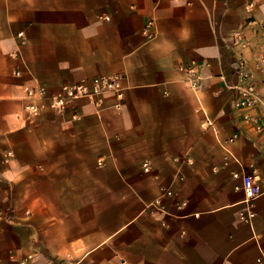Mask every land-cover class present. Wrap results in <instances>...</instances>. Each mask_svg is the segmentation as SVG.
Returning a JSON list of instances; mask_svg holds the SVG:
<instances>
[{"label": "crops", "instance_id": "1", "mask_svg": "<svg viewBox=\"0 0 264 264\" xmlns=\"http://www.w3.org/2000/svg\"><path fill=\"white\" fill-rule=\"evenodd\" d=\"M261 58L264 0H0V264H264ZM102 76L118 90L24 110Z\"/></svg>", "mask_w": 264, "mask_h": 264}, {"label": "built area", "instance_id": "2", "mask_svg": "<svg viewBox=\"0 0 264 264\" xmlns=\"http://www.w3.org/2000/svg\"><path fill=\"white\" fill-rule=\"evenodd\" d=\"M237 41L241 47H246L243 42L242 33L236 34ZM255 69L258 72H264V58H261L255 64ZM182 74L186 76L187 82L193 90L199 88L200 74L196 66L180 69ZM118 78L114 77H97L91 83H79L74 85L63 86L61 90L54 96L48 94V90L44 86H39L38 89H28L27 95L30 103L24 106V110L34 116H39L45 109V104L48 102L49 107L56 113H63L70 108L72 104L81 99L96 100L101 96L118 90ZM231 90L236 93L239 107L241 110L247 112L245 120L252 122L248 112L255 109L259 103L260 98L256 83L253 81V75L249 71L248 63L243 55L239 54L236 62V81L231 85ZM77 118V115H75ZM258 130H261L259 127ZM146 170L147 167H146ZM233 179L241 182V190L244 193V203L248 206H253L255 200L259 196V186L255 178L245 172H234ZM252 216V214H249Z\"/></svg>", "mask_w": 264, "mask_h": 264}]
</instances>
